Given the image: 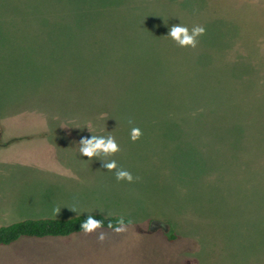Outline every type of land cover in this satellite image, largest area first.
I'll return each mask as SVG.
<instances>
[{
  "label": "rangeland",
  "instance_id": "obj_1",
  "mask_svg": "<svg viewBox=\"0 0 264 264\" xmlns=\"http://www.w3.org/2000/svg\"><path fill=\"white\" fill-rule=\"evenodd\" d=\"M0 1L1 180L115 160L134 179L105 169L117 190L101 210L122 212L139 242L105 264H264V0H81L62 16L55 0ZM179 23L206 29L195 48L167 36ZM92 135L119 151L82 157ZM11 204L0 197V213Z\"/></svg>",
  "mask_w": 264,
  "mask_h": 264
},
{
  "label": "crops",
  "instance_id": "obj_2",
  "mask_svg": "<svg viewBox=\"0 0 264 264\" xmlns=\"http://www.w3.org/2000/svg\"><path fill=\"white\" fill-rule=\"evenodd\" d=\"M10 129L6 127L1 135H6V138H26V143L35 140L44 143L52 138L46 129L21 133ZM2 152L0 149V157ZM72 162L50 161V165L56 166L55 169L52 167L53 170L45 175V170H42L32 180L25 179L24 184L23 180L0 179V197L12 200L10 208L0 215L13 216L9 222L2 224L28 218H67L90 213L123 214L101 210L103 206L115 203L108 193L112 189L117 190V183L106 180L102 175L105 168L98 163H91L76 171L70 170L76 175H68L63 171ZM68 208L80 210L71 212L69 216L60 215ZM142 223L145 225L143 233L147 237L151 235L150 232L156 235L155 231H148L146 224ZM134 227L123 226L124 230L120 232L115 229H96L91 233L82 231L68 237L20 238L9 245H0V264H105L108 257H117L131 242H139L135 231L132 239H126L129 230L133 231ZM101 233L104 235L103 240L99 239Z\"/></svg>",
  "mask_w": 264,
  "mask_h": 264
},
{
  "label": "trees",
  "instance_id": "obj_3",
  "mask_svg": "<svg viewBox=\"0 0 264 264\" xmlns=\"http://www.w3.org/2000/svg\"><path fill=\"white\" fill-rule=\"evenodd\" d=\"M55 1L61 9V16L64 12H68L70 15L71 9V13H75L77 11V8H75L76 5L79 7L81 2V0H68V2L67 0ZM85 1L87 0H84V2ZM97 1L100 4V1ZM111 1L115 0H107V2ZM68 3L72 5L68 7ZM3 4L9 10V6L0 1V11L6 10ZM11 11L14 12V14L25 15L20 7L12 8ZM104 13H106V11L96 10L97 18H102V14ZM7 143H1L0 147ZM87 215H95L96 219L102 221L101 227L97 229H115L117 226H120L118 222L121 220L123 221V226L132 225V221L124 216L104 215L102 213L79 214L67 218L24 219L0 225V245H9L20 238L68 237L72 234L83 231L80 229V224L84 222ZM164 235L170 241L176 239L172 232H166Z\"/></svg>",
  "mask_w": 264,
  "mask_h": 264
},
{
  "label": "clouds",
  "instance_id": "obj_4",
  "mask_svg": "<svg viewBox=\"0 0 264 264\" xmlns=\"http://www.w3.org/2000/svg\"><path fill=\"white\" fill-rule=\"evenodd\" d=\"M206 29L203 26H194L189 30L188 27L182 24H176L171 26L168 32V37L175 41L180 47H192L195 48L198 43V38L205 34ZM142 135L139 128H133L130 132V139L135 142ZM79 152L82 157H100L101 155L110 156L119 151V146L116 143L114 136L92 135L90 138L82 137L79 141ZM103 168L115 171L116 179L119 181H127L131 183L133 181L132 174L125 169H118L115 160L102 161ZM120 226L115 228V231H123V221L118 222ZM102 221L96 219L95 215H87L86 219L80 224V229L84 232L91 233L97 228L101 227ZM111 226V225H110ZM100 240L104 239V235L101 233Z\"/></svg>",
  "mask_w": 264,
  "mask_h": 264
},
{
  "label": "water",
  "instance_id": "obj_5",
  "mask_svg": "<svg viewBox=\"0 0 264 264\" xmlns=\"http://www.w3.org/2000/svg\"><path fill=\"white\" fill-rule=\"evenodd\" d=\"M154 224H156V223H154ZM159 225V224H158ZM160 226V225H159Z\"/></svg>",
  "mask_w": 264,
  "mask_h": 264
}]
</instances>
